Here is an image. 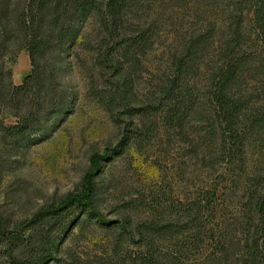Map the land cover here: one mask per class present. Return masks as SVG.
<instances>
[{
  "label": "trees",
  "instance_id": "1",
  "mask_svg": "<svg viewBox=\"0 0 264 264\" xmlns=\"http://www.w3.org/2000/svg\"><path fill=\"white\" fill-rule=\"evenodd\" d=\"M151 1L0 0V95L18 123L2 131L14 143L53 131L76 99L75 68L95 72L103 83L96 94L102 105L130 117L121 149L149 144L155 123H162L171 134L201 140L204 156L198 143L191 144L193 154L215 176L193 196L148 197L147 219L134 229L132 219L123 224L141 242L133 263L264 264V0H228L227 29L214 24L186 35L160 84L135 106L137 56L153 42L149 28L134 24ZM21 49L32 68L15 85L8 60ZM255 147L263 161L252 165ZM100 191L87 180L79 197L40 211L26 227H11L0 217V239L9 244L6 264H61L47 220L72 219L74 209L113 225L98 212ZM122 244L120 238L116 253ZM72 264L82 263L72 258Z\"/></svg>",
  "mask_w": 264,
  "mask_h": 264
},
{
  "label": "rangeland",
  "instance_id": "2",
  "mask_svg": "<svg viewBox=\"0 0 264 264\" xmlns=\"http://www.w3.org/2000/svg\"><path fill=\"white\" fill-rule=\"evenodd\" d=\"M229 3L153 0L146 4L134 25L149 28L153 43L145 55L137 56L135 106L143 105L160 84L172 53L182 48L186 35L200 34L214 24L218 31L226 28ZM245 22H249L248 17ZM8 64L15 85L31 72L26 49L19 50ZM77 67L73 74L76 99L61 122L47 134L31 135L19 143L5 137L2 127L18 123L0 95V217L11 227H26L29 224L25 223L40 211L79 197L87 180L95 181L101 189L96 200L98 212L113 225L106 226L77 209L73 210L72 219L66 216L62 223L59 219L47 220L54 226L52 233L58 240L60 262L72 264V258H76L82 264H117L122 259L125 264H134L142 251L141 242L139 236L125 233L123 224L132 219L134 229L147 219L148 197L153 193H170L172 200L183 193L193 196L215 176L200 160L206 151L203 142L192 134L186 139L171 134L162 123H155L157 130L149 144L121 149L126 130L132 125L125 123L130 117L120 115V111L111 113L104 107L96 95L103 90L102 80L96 78L95 72ZM194 143L200 146L201 158L193 154ZM251 154L255 158L252 165L260 158L263 161L258 147ZM69 219L77 220L71 224ZM120 238L123 244L116 253ZM8 246L0 239V264H6ZM161 248L167 251L166 246ZM208 260L207 257L205 262Z\"/></svg>",
  "mask_w": 264,
  "mask_h": 264
}]
</instances>
